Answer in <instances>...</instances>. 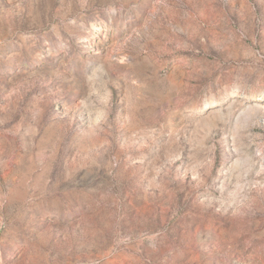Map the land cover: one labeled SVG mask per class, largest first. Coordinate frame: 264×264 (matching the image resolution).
<instances>
[{"label": "rangeland", "instance_id": "rangeland-1", "mask_svg": "<svg viewBox=\"0 0 264 264\" xmlns=\"http://www.w3.org/2000/svg\"><path fill=\"white\" fill-rule=\"evenodd\" d=\"M0 264H264V0H0Z\"/></svg>", "mask_w": 264, "mask_h": 264}]
</instances>
